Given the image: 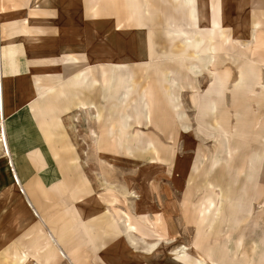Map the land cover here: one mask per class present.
Returning <instances> with one entry per match:
<instances>
[{
    "label": "rangeland",
    "instance_id": "1",
    "mask_svg": "<svg viewBox=\"0 0 264 264\" xmlns=\"http://www.w3.org/2000/svg\"><path fill=\"white\" fill-rule=\"evenodd\" d=\"M177 2L196 18L191 0H76L91 25L32 107L63 199L38 218L0 186V264H264V28L229 41Z\"/></svg>",
    "mask_w": 264,
    "mask_h": 264
},
{
    "label": "crops",
    "instance_id": "2",
    "mask_svg": "<svg viewBox=\"0 0 264 264\" xmlns=\"http://www.w3.org/2000/svg\"><path fill=\"white\" fill-rule=\"evenodd\" d=\"M191 1L193 8L197 9L196 18L190 17L187 6L181 7L177 2L179 9L186 11L178 24H199L210 29L213 23L220 25L223 31V25H227L231 27L230 31H233L232 35L227 34L229 41L247 40L241 38V35L238 37L236 33L242 27L249 28L252 33V25L255 22L260 24L256 32L264 28V0L253 3V15L255 14L257 20L245 23L228 21L231 16V3L235 6L231 10H242L245 9V0ZM148 2L149 0L147 4ZM75 3L76 0H0V104L3 115L1 129L11 166L5 169L6 158L2 155L0 186L5 193L13 185L20 190L22 188L23 192L20 193L24 195V199L21 200L30 206L38 218H45L43 211L47 203L63 199H49L46 193L63 181L64 168L55 156L54 145L48 140L50 137H46L33 113L32 107L37 105L34 103L37 99L35 81L37 78L42 80L60 64L67 66V55L76 57L68 43L75 40L77 26L91 25V17L85 19L76 16ZM242 3L244 4L240 7ZM200 8L204 10L203 15L199 14ZM236 15L237 13L231 18ZM246 23H250V26ZM217 40L219 41V38ZM252 40L255 38L251 37L250 41ZM14 179L17 184H14ZM52 233L49 230L50 237H53ZM128 246L133 248L132 245Z\"/></svg>",
    "mask_w": 264,
    "mask_h": 264
},
{
    "label": "bare ground",
    "instance_id": "3",
    "mask_svg": "<svg viewBox=\"0 0 264 264\" xmlns=\"http://www.w3.org/2000/svg\"><path fill=\"white\" fill-rule=\"evenodd\" d=\"M0 101H1V87H0ZM2 118H3V115H2V107H1V104H0V137H1V142H2V149H3V155L5 156L6 158V167H11L10 166V161H9V158H8V152H7V146H6V141H5V137H4V133L2 132ZM15 174V173H14ZM14 184L16 183L17 184V180L14 179L13 180ZM20 187V186H19ZM21 191H22V188H21ZM23 192V191H22ZM24 196V195H23ZM24 199V198H23ZM27 199V198H26ZM29 204V202H27ZM29 206V205H28ZM30 207V206H29ZM35 215V213H34ZM53 240V239H52ZM54 241V240H53ZM135 245V244H134ZM199 258V257H198ZM202 258V257H201Z\"/></svg>",
    "mask_w": 264,
    "mask_h": 264
}]
</instances>
